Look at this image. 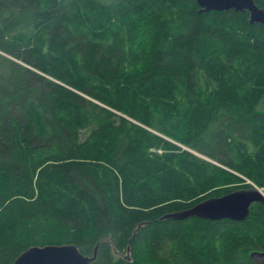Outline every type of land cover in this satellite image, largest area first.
I'll return each mask as SVG.
<instances>
[{
  "label": "trees",
  "instance_id": "1",
  "mask_svg": "<svg viewBox=\"0 0 264 264\" xmlns=\"http://www.w3.org/2000/svg\"><path fill=\"white\" fill-rule=\"evenodd\" d=\"M254 186L264 26L248 11L0 0V264L62 244L91 264H264V201L179 216Z\"/></svg>",
  "mask_w": 264,
  "mask_h": 264
},
{
  "label": "water",
  "instance_id": "2",
  "mask_svg": "<svg viewBox=\"0 0 264 264\" xmlns=\"http://www.w3.org/2000/svg\"><path fill=\"white\" fill-rule=\"evenodd\" d=\"M201 11H248L250 23H260L264 26V10L253 0H196ZM256 201H264V191L254 186L252 189L237 190L220 197L202 201L187 209L179 216L199 215L210 219L227 218L243 220L247 217L249 207ZM253 255L264 259V252ZM93 255H83L73 244L31 246L21 252L11 264H91ZM264 263V260H263Z\"/></svg>",
  "mask_w": 264,
  "mask_h": 264
},
{
  "label": "rangeland",
  "instance_id": "3",
  "mask_svg": "<svg viewBox=\"0 0 264 264\" xmlns=\"http://www.w3.org/2000/svg\"><path fill=\"white\" fill-rule=\"evenodd\" d=\"M92 127H88L85 128L83 130H81L80 132V138L83 140L84 138H86V136L91 132ZM247 182L251 183L249 180H246ZM262 190V188H260ZM264 259H262L263 261Z\"/></svg>",
  "mask_w": 264,
  "mask_h": 264
}]
</instances>
